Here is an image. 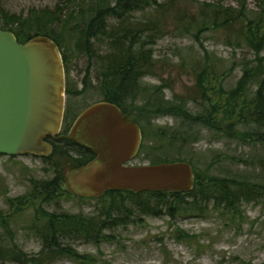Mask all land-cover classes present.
<instances>
[{"label": "rangeland", "instance_id": "374dc122", "mask_svg": "<svg viewBox=\"0 0 264 264\" xmlns=\"http://www.w3.org/2000/svg\"><path fill=\"white\" fill-rule=\"evenodd\" d=\"M169 1L160 0L162 8L135 11L130 19L134 27L137 24L142 27L148 21L160 19L161 23L160 16H166V21L163 18V33L153 45L147 47L152 49L153 66L150 73L137 80L134 104L130 100L122 103V109L129 112L130 120H138V125L145 131L141 149L132 164H155L158 161L181 158L190 160L200 170L208 169L214 175H251L250 157L259 155L258 146L255 148L253 144L230 137L225 133L224 125L217 131L201 123L189 121L190 124L168 114L147 113L151 111L146 106V101L161 99L166 102L177 99L184 103L187 112L193 116L213 107H222L226 92L234 89L242 76V59L244 56L251 59V53L246 48L229 46V43L236 44V37L227 39V33L222 30L197 33L199 27L193 29L194 27L188 26L191 22L189 18L193 15L199 18L204 5H220L237 10L244 6L246 12L256 13L261 8L264 10V0ZM1 4L7 13L23 19L29 17L33 10H51L57 5L67 4L66 14L73 12L71 26H84V21H89L86 15L80 17L81 11L87 14L90 5L85 0L77 3L69 0H1ZM180 13H185L187 17L179 20L177 16ZM106 20L107 28L109 23H115L113 20L109 21V18ZM145 37L142 34V43L146 42ZM94 40L90 38L87 43L93 44ZM62 42L65 48L73 51L75 42L72 32L65 30ZM94 50L99 58L105 55L107 47L105 44H96ZM73 56L74 65H70L66 79L69 78L72 86L79 90L88 62L86 56L76 53H68L67 59ZM98 58L91 60L88 90L83 89L79 96L68 101L75 113L104 97L99 80L101 73ZM205 64L208 72L203 76L200 92L197 79ZM137 107L141 109L137 111ZM223 112L224 108L217 109V118ZM64 123H68L66 116ZM238 128L249 130L253 127ZM158 129H166L168 135L179 129L189 130L190 138L182 153L178 152L181 143L176 141L171 146L168 137H159ZM57 143L65 155L61 159L55 158L52 163L30 155L8 157L0 154V214L6 218L12 232L7 238L0 224V239L4 241L2 246L10 242L29 257L37 256L42 249L41 239L26 230L28 224L35 219V207L28 198L23 211L14 214L16 206L10 207L7 200L27 197L32 189L30 180L49 181L55 175L59 176L50 168L58 160L62 169L60 175L64 176L70 171L74 163L67 156H71L72 160L79 158V149L65 142ZM101 198L104 201L105 198ZM99 199L80 200L71 194L69 198L63 195L57 203H43L42 206L46 212L92 216L105 203ZM35 204L38 206L40 201ZM239 210L241 212H209L205 218L178 215L176 219L170 220L167 216H142L134 224L110 232L114 239H108L99 245L75 242L73 247L79 254L91 256L93 261L88 264H264V203H242ZM176 229L187 236L177 239ZM105 233L110 234L109 230ZM10 237L14 238L13 241H9ZM52 264L78 263L61 258Z\"/></svg>", "mask_w": 264, "mask_h": 264}, {"label": "trees", "instance_id": "16d2710c", "mask_svg": "<svg viewBox=\"0 0 264 264\" xmlns=\"http://www.w3.org/2000/svg\"><path fill=\"white\" fill-rule=\"evenodd\" d=\"M80 0H69L77 3ZM90 3L87 14L80 12V17H87L89 21H84V26L70 25L73 12L66 14L68 5H57L55 9L33 10L31 15L25 19L18 15H10L3 8L0 0V29L11 31L19 43H24L35 36L49 37L58 47L62 62L67 68L72 64L75 56L67 59L66 53H76L86 56L88 66L86 68L84 85L88 86L90 75V65L92 59H97L94 46L96 44L107 47L104 56H99L101 90L104 95L101 102L115 104L123 113L122 109L126 100L134 104L136 98L135 87L137 80L145 74L150 73L153 66L152 49L147 48L153 45L155 40L163 33L164 14L157 21L145 22L133 26L130 22L132 13L143 11L152 7L162 8L160 0H85ZM173 1V0H170ZM169 1V2H170ZM206 7V8H205ZM261 7V5H260ZM187 16L180 13L177 18L182 20ZM198 16L193 15L188 24L193 29L199 27L197 33L205 31L222 30L227 39L234 36L235 45L228 44L236 48H246L251 54V59L244 56L242 59V76L237 81L236 86L226 92V98L222 107H213L199 113L191 115L185 109L183 102L173 99L163 102L161 99L146 101V106L151 112L157 114H168L179 117L191 124L201 123L204 126L219 131L224 125V131L230 137L237 140L258 146L259 155L250 157L249 164L252 168L251 175H214L206 170H200L187 159L177 158L173 161H184L189 163L194 171V187L189 192H143L134 194L127 191H108L100 198L104 205L99 212L92 216L81 214H70L66 212H46L43 203H57L63 195L69 198L71 195L63 186V176L61 164L54 162L51 169L55 175L51 180L35 181L30 180L32 189L26 196L8 199L7 204L14 209L17 214L23 211L26 200L30 198L35 207V219L32 220L26 230L41 239L42 249L35 257L27 256L16 245L9 244L2 246L4 241L0 239V264H52L61 258H67L78 264H88L93 259L89 255L79 254L73 247L75 242L99 245L108 239H114L110 233L119 227H127L136 222L142 216L161 218L167 216L170 220L176 219L178 215L186 217H200L207 213L241 212L239 207L242 203H264V10L259 12H246L244 6L241 10L222 7L220 5H204L201 10L200 21ZM115 21L113 25L108 19ZM106 23V24H105ZM65 30L73 33V51L63 46L62 38ZM35 31V32H33ZM31 32H33L31 34ZM231 33V34H230ZM142 34L146 37V42H141ZM95 39L93 44H88L87 40ZM73 55V54H71ZM144 68V72H143ZM208 72L205 64L204 69L198 75V88L201 92L203 86V76ZM162 88L161 86L159 87ZM101 92V91H100ZM224 108L223 114L217 118V109ZM132 109V108H131ZM137 107L136 110H140ZM148 110V109H147ZM215 115V116H214ZM191 121V122H189ZM138 124V120L135 121ZM239 127H253L249 130H241ZM143 134L144 128L139 125ZM159 137H168V143L172 146L174 142H180L178 152L182 153L189 141V130H176L170 135L166 129H158ZM185 134V135H184ZM49 141V139H47ZM68 142V141H67ZM52 153L43 160L52 161L55 158L61 159L65 155L62 148L56 142H51ZM69 143V142H68ZM142 145V142H141ZM141 149V146H140ZM61 150V152H60ZM82 154V158L75 160L71 156L67 158L74 163L69 170H73L88 159V152ZM163 161V162H173ZM157 163H161L158 161ZM156 164V163H155ZM78 199L83 200L76 196ZM36 201H40L37 206ZM10 203V204H9ZM139 221H141L139 219ZM0 224L5 230L7 238L12 232L8 228L5 217L0 214ZM109 230L110 234L105 231ZM177 239L185 237L180 229H176ZM13 237L9 241H13ZM182 239V238H181Z\"/></svg>", "mask_w": 264, "mask_h": 264}, {"label": "water", "instance_id": "95a60500", "mask_svg": "<svg viewBox=\"0 0 264 264\" xmlns=\"http://www.w3.org/2000/svg\"><path fill=\"white\" fill-rule=\"evenodd\" d=\"M64 68L60 51L49 37L19 43L0 29V154L48 157V138L61 131ZM67 138L95 157L64 175L62 186L74 196L98 199L108 191L189 192L194 171L184 161L134 165L142 136L112 103L96 102L71 125Z\"/></svg>", "mask_w": 264, "mask_h": 264}, {"label": "flooded vegetation", "instance_id": "af4514ba", "mask_svg": "<svg viewBox=\"0 0 264 264\" xmlns=\"http://www.w3.org/2000/svg\"><path fill=\"white\" fill-rule=\"evenodd\" d=\"M67 54L68 53H66L65 54V56H66V58H67ZM72 61V65H74L73 64V60H71ZM63 68H64V110H63V119H62V125H61V131H60V133L59 134H57L55 137H53V138H48L49 139V143H50V141L51 142H65L67 145H69V146H75V147H77L78 149H79V153H80V159L82 158V154L83 155H85L86 153L85 152H88V155L90 156L89 158L90 159H88L84 164H82V165H85L86 163H88L89 161H91L94 157H95V154L92 152V151H90V150H87L85 147H83V146H81L80 144H78L77 142H74V141H72V140H70V139H68L67 138V134H68V131H69V129H70V127H71V125L73 124V122L76 120V118L87 108V107H89L90 105H92V104H89V105H86L83 109H81L78 113H75L74 112V109L72 108V106L71 105H68V101H69V99L70 98H72V97H76V96H79L80 94H81V92H82V90L84 89V90H88L87 88H88V86L86 85H84V77H85V74H84V77H83V79H82V81H81V83H82V86H81V89H76V87H74V86H72V82H71V80H69V78H67L66 79V77L68 76V74H69V69H70V66H69V68H67V65H64L63 64ZM67 80V81H66ZM99 102H101V101H99ZM72 110V111H71ZM122 112V111H121ZM75 113V114H74ZM123 113V112H122ZM123 115L127 118V120H129V121H131L130 120V118H129V115L128 114H125V113H123ZM65 116H66V118H67V120H68V123L66 124V123H64L65 122ZM133 122V121H132ZM135 123V122H134ZM138 125V124H137ZM139 126V125H138ZM63 129V130H62ZM141 131V130H140ZM141 136H142V133H141ZM69 143H68V142ZM64 177L65 176H63V181H64ZM106 194V193H105ZM104 194V195H105Z\"/></svg>", "mask_w": 264, "mask_h": 264}]
</instances>
